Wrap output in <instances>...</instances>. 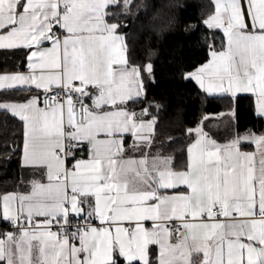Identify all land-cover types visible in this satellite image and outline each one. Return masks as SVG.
<instances>
[{
	"label": "snow or ice",
	"instance_id": "1",
	"mask_svg": "<svg viewBox=\"0 0 264 264\" xmlns=\"http://www.w3.org/2000/svg\"><path fill=\"white\" fill-rule=\"evenodd\" d=\"M210 4L213 42L184 79L228 100L218 116L250 94L264 119V0ZM139 6L0 0V50L22 54L0 72V112L21 122L28 171L0 193V264H264V130L222 144L201 121L183 164L151 151L153 64L130 62L123 31Z\"/></svg>",
	"mask_w": 264,
	"mask_h": 264
},
{
	"label": "trees",
	"instance_id": "2",
	"mask_svg": "<svg viewBox=\"0 0 264 264\" xmlns=\"http://www.w3.org/2000/svg\"><path fill=\"white\" fill-rule=\"evenodd\" d=\"M140 6L123 22L131 26L125 34L127 55L131 61L144 64L149 58L153 64L154 81H146V100L152 103L149 112L156 116L152 147L170 154L174 162L183 164L187 146L192 139L186 129L194 128L204 116H215L228 111V100L210 96L183 74L205 60L207 44L213 42V31L202 24L211 10L210 0H134ZM222 33H217L219 44ZM22 54L0 50V72L18 69ZM20 99L21 96H15ZM159 105L157 109L155 106ZM146 104H136L140 110ZM235 131L264 130V119L255 113L254 100L243 96L235 105ZM148 118V117H146ZM209 132L208 125L204 124ZM216 137V132L210 130ZM21 122L10 114L0 112V190L22 188L21 177L28 171L21 167Z\"/></svg>",
	"mask_w": 264,
	"mask_h": 264
},
{
	"label": "crops",
	"instance_id": "3",
	"mask_svg": "<svg viewBox=\"0 0 264 264\" xmlns=\"http://www.w3.org/2000/svg\"><path fill=\"white\" fill-rule=\"evenodd\" d=\"M126 42V39H125ZM242 96L246 95V96H251L250 94H241ZM213 96V95H210ZM252 97V96H251ZM254 100V106H255V98L252 97ZM134 107V106H133ZM134 109L139 112L140 110H137L135 107ZM256 113V112H255ZM146 118V117H145ZM147 119V118H146ZM204 122L207 123H203L208 125L209 128V136L212 137L213 139H215L218 143H227L229 139H231L235 134H236V129H235V119L234 120H230L228 119H221L220 116H209L208 119H205ZM155 129H156V125H155ZM204 130L207 132V130L204 127ZM210 130H213L216 132V137L213 136L210 132ZM155 134V132H154ZM243 150L245 151H255V146L249 143H246L243 146ZM151 151H156V149H154L152 147ZM26 170V169H25ZM28 176V173L26 176H24L25 178Z\"/></svg>",
	"mask_w": 264,
	"mask_h": 264
},
{
	"label": "built area",
	"instance_id": "4",
	"mask_svg": "<svg viewBox=\"0 0 264 264\" xmlns=\"http://www.w3.org/2000/svg\"><path fill=\"white\" fill-rule=\"evenodd\" d=\"M0 193H2L1 190H0ZM9 228H10L9 225H7L3 221H0V232H5V231L9 230Z\"/></svg>",
	"mask_w": 264,
	"mask_h": 264
},
{
	"label": "water",
	"instance_id": "5",
	"mask_svg": "<svg viewBox=\"0 0 264 264\" xmlns=\"http://www.w3.org/2000/svg\"><path fill=\"white\" fill-rule=\"evenodd\" d=\"M125 25H127V27H125L124 29H123V31H124V33L126 34V33H128V31H129V29H130V26H131V21L130 20H127V21H125V22H123Z\"/></svg>",
	"mask_w": 264,
	"mask_h": 264
},
{
	"label": "rangeland",
	"instance_id": "6",
	"mask_svg": "<svg viewBox=\"0 0 264 264\" xmlns=\"http://www.w3.org/2000/svg\"><path fill=\"white\" fill-rule=\"evenodd\" d=\"M215 116H218V115H215ZM221 119H228V116H223V117H221Z\"/></svg>",
	"mask_w": 264,
	"mask_h": 264
}]
</instances>
